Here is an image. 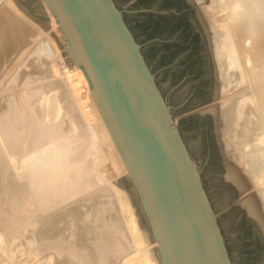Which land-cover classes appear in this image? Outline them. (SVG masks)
Here are the masks:
<instances>
[{"label":"rangeland","instance_id":"374dc122","mask_svg":"<svg viewBox=\"0 0 264 264\" xmlns=\"http://www.w3.org/2000/svg\"><path fill=\"white\" fill-rule=\"evenodd\" d=\"M113 1L122 15L129 33L132 34L140 52L143 54L149 71H151L158 89L161 91L168 109H170L173 124L181 134L184 146L190 156V161H193V166L198 167L200 182L204 187L213 215L218 223L230 264H264V231L259 227V224L252 221L251 216L246 212L242 204L239 203V200L245 194H240L235 188L233 189L223 178L225 173L223 157L232 159V155L225 148L223 156L219 146L218 127L220 128L221 140H223V137H226L222 134V111L218 119H215L214 114L209 111H204L205 113L201 111V109H206L209 106H213V104H217L222 109L220 104L226 98L225 96L222 97L224 95V90L222 89L224 86L229 89L230 101L231 97L242 94L245 91L251 93L256 82L263 83L262 85H264V52L259 55L256 50L258 46L264 47L262 42L264 41V31L256 42H254L256 39L252 38L253 33H255L254 31H256L255 29L259 28L262 30L264 28V21H262L263 25L261 24L262 28L257 26L255 28L253 26L251 32L247 29L246 32L244 29L245 26V28L248 26L245 21L248 23V19L246 20V18L248 17V13H251V7L253 8L254 3L249 5L248 13L245 12L247 17L244 20L239 19L240 22L237 19L231 20L230 27L233 29H225L227 58L232 60L230 62L227 61L228 83L223 85L220 74L221 70L219 69V59L215 49L216 45L212 39L213 32L209 29L204 31L197 13L201 2L195 1L194 4H190L187 0ZM207 1L208 3L211 2L210 0ZM221 1L224 2L226 19L232 13H230L231 6H228L229 0H219L218 3ZM231 1L233 2V0ZM244 1L247 2L248 0ZM15 2L0 0V116L2 119L8 117L12 119V117L17 115L16 111H24V108L28 112L24 111L27 116L28 114L33 115H30L33 119L28 116V121L30 122L32 119L31 121L35 122L39 130L43 132L45 139V143L39 149L42 150L40 152L41 158L36 164L37 173L39 174L43 171V162L47 158L50 148L54 145L60 131H62L61 134L66 132L67 135H65L70 136L73 141L79 142L78 140L81 136L85 137L86 134L88 135L85 137V142L91 140L88 125L85 126L88 121L83 120L85 119L84 116H81L83 113H81L82 111H80V107L77 106L78 103L75 101L76 98L85 93V88L82 86L80 77L76 73H72L71 71L68 73L66 71V68H69V61L68 59L66 60L63 52L66 48L60 47L62 39L56 33L52 17L44 2L42 0H18ZM230 32H234L232 36ZM20 33H22L23 39L20 36L21 40L17 43L19 40L13 37V35H18L16 37L20 39ZM210 35L211 38L209 37ZM229 35L231 38L228 37ZM43 47H46L50 56L44 52ZM251 59L255 61L252 62ZM240 73L244 76H241ZM243 97L242 95L241 98ZM246 97L248 98L244 106H251V109L248 111L249 114L248 112L246 113L247 117L243 114L245 116H241L240 119L233 121L234 126L233 123L231 126L238 128L235 130L233 136L234 138H238L235 141H237V145H240V151L246 160L251 162L256 168L258 166L264 167V154L262 153L264 151L261 150L259 143H255L257 142V137L255 136L263 131L260 123H264V117L261 118L264 116V113L258 118L257 111L259 107L253 103V96ZM16 102L18 103L17 105L15 104ZM25 104L29 107V110ZM12 106L13 110L11 109ZM53 110L54 113H52ZM78 115L80 116L79 118ZM93 118L97 119L96 116ZM2 119L0 118V120ZM241 119L243 120L241 121ZM246 119H248V122L244 123ZM73 122H75L74 125ZM95 122L98 121L95 120ZM256 122L258 125L255 124ZM30 124L29 127L31 128ZM75 124L78 127L76 128L77 130L74 129ZM94 124L98 129L97 123ZM90 125L93 127V123ZM254 125L258 128V132ZM87 129L88 131H86ZM98 130L95 139L98 158L97 155L96 157L93 156L90 158V161H95L93 166L94 175L99 177L101 174L104 176L106 182L102 180L103 182L100 181L101 183L97 182L98 185L94 182V185H89V190L91 191L85 190L84 192V190H81L80 192L78 178H75L70 187L72 194L70 196L72 198L67 196L68 199L67 197L65 199L63 197L57 203L54 202V197L52 196L43 197L44 199L36 196L37 199L30 192L29 194H25L26 197L20 191L11 189V185L9 186L11 184V175L9 173L15 169L22 171L21 169L28 166L29 162H33L27 159L28 153L33 154L34 152L29 145L31 140L29 137L32 136V132L24 131L27 132L25 138L29 139V142L25 138L23 139L27 148L22 142L23 146L22 143L21 146L23 148L20 146L18 151L21 150L19 152L16 151L15 158L2 168L3 176L0 182H2L1 186L3 187L1 188L4 190V193L0 195V212L3 208L2 213L4 217L1 213L0 264H97L96 261H99V264H106L107 260L108 264H122V262L125 264L124 258L135 250V243L132 240V233L130 228H128L129 226H127L128 224H126V219L125 217L123 218L124 213L121 210V202H119L122 201V193H116L112 187L117 185V180L122 176L117 170L110 168L112 160L108 156H110L111 149L108 147L109 143L102 130ZM88 138L89 140H87ZM87 144L84 143V145L88 146L89 144ZM92 158H96V160ZM243 168L241 166L242 172L245 171L246 167ZM115 172L119 174L116 175L117 173ZM115 177L117 179L114 180L113 178ZM112 181H115V184L110 186L111 183L113 184ZM129 186L130 188H125L126 190L124 189L125 186H120V189L126 193V191H131V184ZM104 188L105 190H103ZM255 189H259L258 191L263 193L261 188H255V186L251 189V192ZM246 194L248 195L249 193ZM13 202L17 204L14 203L13 205ZM109 202L112 203H110L112 206L110 205L107 208ZM27 203L31 205L29 204L30 206H28ZM11 204L14 206L13 208ZM16 205H20L19 208ZM102 206L105 208H102ZM30 207L33 208L31 209ZM134 208L137 207L134 206ZM102 209L105 211H102ZM109 209L111 211H108ZM13 210L18 213H13ZM72 211H74V214ZM97 218L100 221L98 222L99 224L97 223ZM93 219H95V222ZM102 224L104 228L109 224L110 234L117 236V242L122 246L118 249L119 251L112 249L111 252L106 249L108 248V244L110 246V242H107V245L99 242V240H102V237H100L102 234L101 229L103 230ZM47 227H49L50 231L47 230ZM43 236L45 237L43 238ZM60 237L63 241L66 240L67 242L68 240L67 243L74 240L79 242L85 238L83 248L88 252L92 250L82 261L87 260L82 263L81 258L77 257L78 259H75L76 257H72L66 248L60 249L61 251L57 250L53 242L57 241L56 239ZM100 248H103L102 250L105 248L106 250L103 252L108 253L106 256L108 259L106 257L105 259L103 258V263L100 262L101 259L98 260L101 256L100 253L104 254ZM122 248L124 249L123 251L121 250ZM63 250L66 251V254H63L65 253ZM124 251H126V254ZM128 251L130 252L128 253ZM110 253L113 254L110 255ZM68 257H70V260ZM92 258H94L95 262L94 260L92 261Z\"/></svg>","mask_w":264,"mask_h":264},{"label":"water","instance_id":"95a60500","mask_svg":"<svg viewBox=\"0 0 264 264\" xmlns=\"http://www.w3.org/2000/svg\"><path fill=\"white\" fill-rule=\"evenodd\" d=\"M138 191L163 264H230L203 185L113 0H47Z\"/></svg>","mask_w":264,"mask_h":264},{"label":"bare ground","instance_id":"6f19581e","mask_svg":"<svg viewBox=\"0 0 264 264\" xmlns=\"http://www.w3.org/2000/svg\"><path fill=\"white\" fill-rule=\"evenodd\" d=\"M10 1L16 3L15 1H18V0H10ZM42 1L46 5V7H47V9H48V11L50 13V16L52 17L53 25H54V28L56 29L57 35H59L61 37V39H62L61 40L62 43H60V47L66 48V50L63 51L64 54H65L66 60L68 59V61H69V64H68L69 68L68 69L66 68V71H68V73H69V71H71L72 73H76L78 75V77H80V80L82 82V86H84V88H85V93H83V95H80L79 98H76L75 101H77V103H78L77 106L80 107V108L79 107L78 108L80 109V111H82L81 113H83L81 115L82 117L84 116V118H85L83 120L88 121V122H86L87 124L86 125L84 124V125L85 126L88 125V129L90 130L89 133L91 135V140L89 142H85L86 141L85 137L88 135V134H86L85 137H82L80 135L81 138L80 139L78 138L79 142H77L76 140L73 141V140H71L70 136H66L67 135L66 132L64 134H61L62 131H60V133H58V135H57V139H56L54 145L51 146V148H50V151H49V154H48L47 158L43 162V168H42L43 171L38 174L37 173V169H36V164L39 162L38 160L41 158L40 152L42 150H39V149L45 143V139H44V136H43V132H41L39 130V128L37 127V125L35 124L34 121H31L33 119L31 116H33V115L30 114L31 115L30 116L28 114V116H30L32 118L31 119L29 117L31 119L30 120L31 124H30V122L28 121L29 120L28 116L26 115V113H24V111H26V110L22 106V108H24V111H21L20 110L21 108L18 109L20 111H16L17 115L15 114L16 116L12 117V119H11V117L2 119V117L0 116V118L2 119V120H0V180L2 179V176H3L2 168L5 166V164H8L9 161H11L12 159L15 158V156H16L15 153H17L16 151H18V149L20 148L21 143L22 142L24 143L23 139L25 138V134L27 133V132H24V131L27 130L28 132H30V131L32 132L31 133L32 136H31V134L29 135V133H28V135L31 136V137L27 136V137L31 138L30 142L28 141L29 139L28 140L26 138L25 139H26V141L29 142V145L32 148L31 150L34 151L33 154H29L28 153L27 159L30 160V161H33L34 163L33 162H29L28 166H26V167L21 169L22 171H20L18 169H15V170H12L9 173V175H11V178H10V183L11 184H9V186L11 185L10 186L11 189L18 190L23 195L29 194L30 192H32V196L34 198H37L39 196V197H42L41 199H44L46 197L52 196V197H54V202L55 203H57L58 200L60 201L61 199H63V197H65V199H66L67 196L71 197L70 195H72V194L70 192V187L72 186L73 181H74L75 178H78V187H79V191L80 192H81V190L82 191L84 190V192H85V190L91 191V190H89V185H92V184L94 185L97 182L101 183V182H103L102 180H104V176H102L101 174H100L99 177H96L94 175L93 166H94L95 161H93V160L90 161V158L93 157V156L96 157V155H97V158H98V150L95 147V139H96V136L98 134L97 130L98 129L102 130L103 134L107 138V141H108V143L110 145V146L108 145V147H109V149H111V153H109L110 156H108V158H111V160H112L110 168H113V169L117 170L122 176L119 180H117L118 182L116 181L117 182L116 186L114 185L115 181H112L113 184L111 183L110 186L114 185L112 187H113V190H115L116 193H119V192L122 193V196H121L122 197V201H119V202H121V205H122L121 206L122 207L121 210H122V212L125 215V216L123 215V218L125 217V219H126V224H128L127 226H129L128 228H130V231L132 233V236H131V237H133L132 240L135 243L134 244L135 250L134 251L132 250L133 252H131V254L129 253L130 251H128L129 255H126L127 257L124 258V263L125 264H163L160 243L157 241V239L154 236L152 225L149 222V219H148V216H147V213H146L144 207H142L143 205H140L141 202H140V198H139L136 186H134V184L132 182V178H131V174L129 172V169H128V167L126 166V164L124 162V159L122 157V154H121L119 148H117V146H116V143H115V141L113 139L111 131L108 129V126H107L106 121L104 119V116L102 114V111H100V109H99V107H98V105H97V103L95 101V98L93 96V93L90 90V85H89V81L87 79V76L83 72V70L79 66L76 65V63L74 61L73 54H71V52L68 49L67 43L65 41V37L62 34V32H61V30H60V28L58 26L59 23L56 22V17L53 16L52 10L50 9V6H49L47 0H42ZM187 1L190 4L191 3L194 4L195 1H198L199 3L201 2L200 3V8H198L197 13H198V16H199V19H200V22H201V25H202L204 31L209 29V30H212V32H213L212 39H213V41L215 42V45H216L215 49H216L217 56H218V59H219V67H220L219 69L221 70L220 74L222 76V83H223V85H226L228 83L227 61L230 62L232 59L227 58L226 32H225V29L232 28V27H230V23L232 22L231 20H236V19L238 21H239V19L240 20H242V19L244 20L247 16L248 17L246 18V20L248 19V23L249 24L245 21V23L248 25L247 28H245L246 26L244 27L245 31L247 29L248 31L251 32V30H253V29H251L253 26H255V28H257V27L262 28L261 27L263 25L262 21H264V11H263L264 10V0H248L247 2L244 1V0H233V2L231 0H229V3L231 1L230 5L228 3V6H231V9H230L231 11L230 10L229 11H230V13L231 12L232 13L229 14V16L226 17V19H225L226 15H225V12H224V2H222V1L219 2V3H218L219 0H210L211 1L210 3H208L207 0L206 1H204V0H187ZM252 3H254V6H253V8L251 7V9H252L250 11L251 13H248L247 11H248L249 5H251ZM244 10H246V11H244ZM245 12L248 13L247 16H246ZM245 23H244V25H246ZM241 25H242V22H241ZM232 29H231V31H233ZM258 29L259 28L255 29L256 30V31H254L255 33L252 32L253 33V37L252 36L251 37L254 38V40L256 39L254 42H256L258 40V38H260V34L264 31V28L262 30L261 29L258 30ZM250 32H248V33H250ZM230 33H231V36H232V33H234V32H230ZM20 34L21 35H19V37L22 36V33H20ZM241 34H243V33H241ZM16 36H18V35H13V37H15L16 39L19 40V41H17V43H18V42H20L21 37L19 39ZM209 37L211 38V35ZM228 37H230V35ZM22 39H23V36H22ZM240 39H242V38L240 37ZM262 42L264 44V41H262ZM256 47H257V45H256ZM249 48H250V46H249ZM43 50H44V52H46L49 55V51H47L46 47H43ZM256 50L259 53V55H261L262 52H264V47L263 46H261V47L258 46V48H256ZM221 51H224V52H221ZM221 54H223V56H221ZM253 61H255V60L253 59L252 62ZM263 61H264V59H263ZM256 64H258V63H256ZM232 71H233V69H232ZM233 73H234V71H233ZM242 73H243V71H242ZM234 75H235V73H234ZM241 76H244V75L241 74ZM260 76H262V75H260ZM248 79H250V78H248ZM262 84L256 82L254 84V86L252 85L253 86V88H252L253 90H251L252 91L251 93H249L248 91H245L242 94H238V95H235V96L231 97L230 101H229V89H228V87L225 88V86H224L222 88L224 90V92H223L224 95L222 94L223 95L222 97L225 96L226 98H225V100H223V98H221L223 100L221 102V104H220L222 109L219 108V106L217 104H213V106H209L206 109L203 108V109H201V111H203V112L204 111H209L210 113L214 114L215 119H218V117H220V113L222 111V113H221V114H223V121H222V123H223L222 124L223 125L222 126L223 127V131H222V134L224 136H226V137L225 138L223 137V140H221L220 128L217 125V127L219 128V130L217 128L218 140H219V143H220L219 146L221 148V151H222L221 153H222L223 156L225 154V148L232 155V159H226V158L223 157V160L225 162L224 163V165H225V173H224V176H223L224 181L228 185L233 187V189L235 188L236 191H238L240 194H243V195L245 194V196L241 197V199L239 200L240 201L239 203L242 204V206L244 207L246 212L251 216V218L253 219L252 221H255V223L259 224L260 225L259 227H261L262 231H264V167H260V166L257 165L258 168H256V167L253 166V164L251 162L246 160L245 156H243L242 152L240 151L241 150V148L239 147L240 145H237V143H236L237 141H235L238 138H236V137L234 138V136H233L235 130L238 129L236 127H233L234 126L233 121H235L237 119H240L241 116H245L246 113L248 111H250V109H251V106H248V105L246 107L244 106V104H245V102H247L246 100L248 98L246 96L252 95L253 96V103L258 105V107H259L258 111H257L258 118H259V116H261L264 113V85H262ZM242 95L244 96L243 98H241ZM15 104L17 105L18 103L16 102ZM11 105H13V104H11ZM75 105H76V103H75ZM25 106L29 110V107L26 104H25ZM73 106H74V104H73ZM71 108H72V106H71ZM11 109L13 110V106H12ZM52 109L53 108L51 106V110ZM57 109H58V107H57ZM54 110H53V112L52 111L51 112L54 113ZM75 110H77V109H75ZM6 112H7V110H6ZM11 112H13V111H11ZM70 113L72 114V112H70ZM73 113H74V111H73ZM81 113H79V114H81ZM243 114H245V115H243ZM248 114H249V112H248ZM5 115H6V113H5ZM74 115H75V113H74ZM8 116H10V115H8ZM94 116H96L97 119L93 118ZM79 117L80 116L78 115V118ZM245 117H247V115ZM263 117L264 116H262L261 118H263ZM92 118H93V120H92ZM78 120H81V119H78ZM91 120H92V122H91ZM95 120H97L98 122H95ZM242 120L243 119H241V121ZM256 120H254V121H256ZM261 120H260V122H261ZM241 121H240V123H241ZM245 122L247 123L248 119L244 120V123ZM257 122H259V121H257ZM257 122L255 124H257ZM74 123L75 122H73V125H74ZM91 123H93V127L94 128L91 127V125H90ZM94 123H97L98 129L95 127L96 125ZM232 123H233V126H231ZM29 124L31 125V128L29 127ZM241 124H243V123H241ZM261 125H262L261 129H263V131L260 132L259 135H257L258 133H253V134L257 135V136H255V137H257L256 138L257 142H255V143H259V146L261 145V150L264 151V123H260V126ZM254 127L256 128V125H254ZM76 128H78V127H76V124H75L74 129L77 130ZM88 129L86 131H88ZM257 129L258 128H256V130ZM221 130H222V128H221ZM86 131H84V132H86ZM258 131L259 130H257V132ZM246 133H249V132H246ZM68 134H69V132H68ZM242 134H245V133H242ZM239 135H240V133H239ZM236 136H238V135H236ZM74 138H75V136H74ZM87 140H89V138ZM23 143H22V146H23ZM77 143H79V144H77ZM84 143H88L89 145L87 144L88 146H86V145H84ZM233 143H235L234 146H233ZM24 145H25V143H24ZM30 146H28V147H30ZM26 148H27V146H26ZM262 153L264 154V152H262ZM228 156L231 157L230 155H228ZM256 156H255V159H256ZM253 158H252V161H253ZM92 159L96 160V158H92ZM257 160H258V158H257ZM192 162H191V164H192ZM195 162H196V160H195ZM253 163H254V161H253ZM193 164H192V166H193ZM197 165H199V164H197ZM241 166H242V168L246 167L245 171L242 172ZM193 167H194V169H195V171H196V173L198 175L199 174L198 173V169H197L198 167H196V166H193ZM110 172H112V171L110 170ZM115 173H117V172H115ZM119 173H117L116 175H118ZM9 175L7 174V176H9ZM111 176H113V175H111ZM108 177H110V176H108ZM113 179L115 180L117 178L115 177ZM104 182H106V181L104 180ZM1 183L2 182H0V195H3L4 190L1 188V187H3V186H1L2 185ZM98 183H97V185H98ZM128 183L131 184L132 188H131V191L129 190V192L126 191V193H125L124 191H122L120 189V186H123V187L125 186L124 189L125 188L128 189V188H130V186H129L130 184H128ZM106 184H108V183H106ZM127 184H128L129 187L127 186ZM97 185H96V187H97ZM103 185H104V183H103ZM254 186H255V188L256 187L257 188H261L263 193H260V191H258L259 189L258 190L255 189V190H253V192H251V189H253ZM92 188L95 189L94 187H92ZM105 188L103 190H105ZM109 189H111V188H109ZM111 191H112V189H111ZM246 193H249V194L247 195ZM131 198H132V201H131ZM67 199H68V197H67ZM117 199L120 200L119 197H117ZM39 201H37V202H39ZM0 202H1V200H0ZM14 203L15 202H13L12 204L14 205ZM58 203H60V202H58ZM110 203L111 202H109V205H108L107 208H109V206L112 204V203L111 204ZM12 204H11V206H12ZM15 204H17V203H15ZM29 204H28V206L31 205V204L30 205ZM19 206L20 205H18L17 208H19ZM58 206H60V205H58ZM134 206H136L138 209L134 208ZM13 207L14 206H12V208ZM21 207H22V205H21ZM102 208H105V207L102 206ZM110 208H113V207H110ZM2 210H3V208H2ZM2 210L0 212V215L3 212ZM20 210H21V208L19 209V212H20ZM73 210H74V208H73ZM25 211L27 212V210H25ZM74 211H72L73 214H74ZM102 211H105V210L102 209ZM108 211H111V209H109ZM13 213H18V212H16V211L14 212V210H13ZM100 213L102 214L101 211H100ZM2 215H3V213H2ZM24 215H25V213H24ZM101 216H103V215H101ZM0 217H2V216H0ZM3 217H4V215H3ZM29 219H27V220L29 221ZM101 219H102V217H101ZM27 220H25V221H27ZM93 220L95 222V219H93ZM96 220H97V223L100 222V221H98V218ZM88 221H90V220H88ZM103 221H105V220H103ZM105 223H106V221H105ZM29 224H26V225H29ZM50 227H51V225H50ZM102 227H103V230L101 229L102 234L100 233L101 234L100 237H102V240L101 241L99 240V242L105 243V244L102 243L103 245H107L110 242V246L108 244V246H107L108 248H106V249L110 250L111 252H112V249H117V250L120 249V247H122V246H120V244H118L119 242H117L118 240L116 239L117 236L110 234V225L108 224L104 228V226L102 224ZM48 228L49 227H47V230L50 231V229H48ZM95 230H96V228H95ZM47 234H49V233H47ZM88 234H90V232H88ZM92 235H94V234H92ZM45 236H43V238ZM61 239H62L61 237L59 239L57 238L56 239L57 241L53 242V243H55V247L57 248V250L66 248V249H68L69 254L72 257H74V258L76 257L75 259H78L77 257H79V258H81V261H82L83 258L87 257V254L90 251H92V250H90L88 252L87 250H85V248H83V244H84L83 241H84L85 238H83V240L80 239L81 241H79V242L75 241L73 239L74 241L70 242V243H67L68 240H67V242H66V240L63 241V239H62V241H60ZM96 241H98V240H96ZM103 245H102V247H103ZM122 245H123V243H122ZM87 246L89 247V245H87ZM96 247H97V245H96ZM102 249H101L102 252L104 250H106L105 248H104V250H102ZM121 250L123 251L124 249L122 248ZM60 251H59V253H61ZM63 251L65 252L63 254H66V251L65 250H63ZM122 251H120V252H122ZM126 251H124L125 254H126ZM107 252H109V251H107ZM103 253L104 254L100 253L101 256H103L102 258H101L100 255H97V256H100V258H98V260L101 259L100 262H102V263H103L102 260H104L105 257L108 254V253L106 254V252H103ZM111 254H113V253H110V255ZM66 257H67V255H66ZM68 258L70 260V257H68ZM85 260H87V259H85ZM93 260H94V258H92V261ZM84 261H82V263ZM94 262H95V260H94ZM98 262L99 261H96L97 264H99ZM89 263H92V262H89ZM108 263L109 262L107 260L106 264H108ZM21 264H25V263H21ZM122 264H123V262H122Z\"/></svg>","mask_w":264,"mask_h":264}]
</instances>
